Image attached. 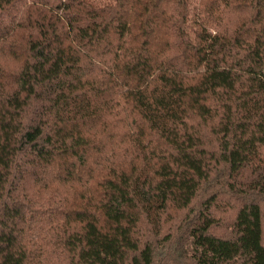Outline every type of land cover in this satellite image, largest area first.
Returning <instances> with one entry per match:
<instances>
[{
	"label": "trees",
	"instance_id": "trees-1",
	"mask_svg": "<svg viewBox=\"0 0 264 264\" xmlns=\"http://www.w3.org/2000/svg\"><path fill=\"white\" fill-rule=\"evenodd\" d=\"M264 0H0V264H264Z\"/></svg>",
	"mask_w": 264,
	"mask_h": 264
},
{
	"label": "rangeland",
	"instance_id": "rangeland-1",
	"mask_svg": "<svg viewBox=\"0 0 264 264\" xmlns=\"http://www.w3.org/2000/svg\"><path fill=\"white\" fill-rule=\"evenodd\" d=\"M86 1H88L89 3H91L93 5H102L105 2H108V0H86ZM188 1L192 5L195 0H188ZM252 70L260 73L264 77V64L260 65L259 67L254 66V67H252Z\"/></svg>",
	"mask_w": 264,
	"mask_h": 264
}]
</instances>
